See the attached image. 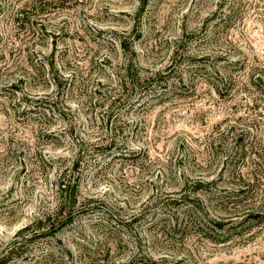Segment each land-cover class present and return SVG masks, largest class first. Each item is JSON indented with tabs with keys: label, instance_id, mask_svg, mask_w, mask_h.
Masks as SVG:
<instances>
[{
	"label": "rangeland",
	"instance_id": "rangeland-1",
	"mask_svg": "<svg viewBox=\"0 0 264 264\" xmlns=\"http://www.w3.org/2000/svg\"><path fill=\"white\" fill-rule=\"evenodd\" d=\"M61 175L9 264H264V0H0V250Z\"/></svg>",
	"mask_w": 264,
	"mask_h": 264
},
{
	"label": "trees",
	"instance_id": "trees-1",
	"mask_svg": "<svg viewBox=\"0 0 264 264\" xmlns=\"http://www.w3.org/2000/svg\"><path fill=\"white\" fill-rule=\"evenodd\" d=\"M24 10L19 11L16 20L22 21ZM76 159L74 164L78 163ZM201 184H199V188ZM78 180L67 179L61 175L56 182L55 205L50 212L43 216L36 217L29 225L20 229L13 240L0 250V264H9L10 262L21 258L23 243L33 242L38 238L56 239L55 235L70 226L76 218L81 216L86 210L84 203L78 201L77 195ZM217 228H223L219 222H215ZM224 231H229L227 228ZM28 234H30L28 236ZM28 236V237H24Z\"/></svg>",
	"mask_w": 264,
	"mask_h": 264
}]
</instances>
